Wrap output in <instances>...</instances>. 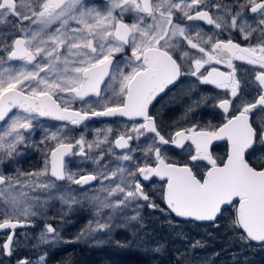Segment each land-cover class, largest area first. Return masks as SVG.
<instances>
[{"label": "snow or ice", "instance_id": "6c2138e0", "mask_svg": "<svg viewBox=\"0 0 264 264\" xmlns=\"http://www.w3.org/2000/svg\"><path fill=\"white\" fill-rule=\"evenodd\" d=\"M189 78L220 91L193 99L183 122L165 126L158 98ZM209 102L221 122L192 121ZM97 117L122 126L114 136L112 127L97 129L92 141L71 136L70 126ZM40 118L62 123L36 141ZM217 141L228 145L222 158ZM29 149L41 153L40 168L5 171ZM177 149L184 163L171 157ZM68 156L95 169L74 172ZM157 178L164 208L146 190ZM52 201L68 212L91 207L76 240L100 244L98 234L110 239L116 229L135 237L147 207L214 227L227 216L242 245L264 247V0H0V256L47 264L46 252L19 255L28 237L17 230L34 226ZM37 240L33 248L72 242L52 223Z\"/></svg>", "mask_w": 264, "mask_h": 264}, {"label": "rangeland", "instance_id": "374dc122", "mask_svg": "<svg viewBox=\"0 0 264 264\" xmlns=\"http://www.w3.org/2000/svg\"><path fill=\"white\" fill-rule=\"evenodd\" d=\"M92 1L93 0H89L90 3ZM94 1L95 5L101 7L106 3V0ZM38 124L41 127L36 131L33 137L36 141H39L43 135L44 128L56 131V124H45L40 121H38ZM82 127L85 131H89L92 138L90 140H93L96 136L95 130L106 129L109 125L105 123H89L86 124V127L85 125H82ZM118 127L120 126H112L114 129L113 136L116 134L115 129ZM70 129V134L74 138L76 127L70 126ZM27 157H29V159L23 164V160ZM73 157L74 156H68L66 159L69 168L71 167V160H73ZM18 159V164H13L11 168H6L5 171L11 172L16 168L28 171L42 166V155L35 149L27 150L25 155ZM79 168L84 171H93L95 165L90 161V163L86 162L83 166H79ZM162 185V183H157L159 190ZM89 195H91V193H89ZM154 199L162 208L165 207L160 200L159 194L156 192ZM56 202L57 201H52L50 203L45 216L34 220V226L19 230L18 235H21L22 239V234H26L28 237L27 246L19 250V255L28 256L36 260L39 255L46 252L47 264H52L48 262V257L55 250L78 245L80 246L79 248L84 247L87 250H91L89 251L91 257L89 261H98L99 264H116L117 262L124 263L127 261L118 258V255L124 257L135 256L137 259H133V262L137 264H177V253H183L181 259L185 260V264H264V247L254 242L247 247L242 245L234 234V230L227 226L229 223L227 216L219 220L220 227H214L212 223L178 220L174 216H167L163 212L153 211L145 207L143 209L145 228L141 230L137 236L134 237L127 230L116 229L112 232L110 239H107L103 234H98L97 239L104 242L97 244L94 240H76L81 230L87 225L88 221L92 219V210L87 201H85L83 206L74 207L71 212H68L66 208L62 211L60 209L62 206L60 204L58 205ZM53 216L57 220L52 219ZM59 216H63L64 218ZM73 217V220H68ZM169 219L174 221L175 227L167 223ZM55 222L61 223L60 227L56 228L58 230L61 228L60 236L62 240L72 242H61L54 245L43 244L33 248V244H38L37 238L43 231L45 223H52L53 227H55ZM117 241L122 246H118L116 243ZM194 241H200L204 247L190 249L189 245ZM159 244L164 245L162 253H154L151 251L153 247ZM241 249L243 250L241 251ZM214 253H219V256H214ZM234 256L235 259L233 258ZM99 257L100 259H98ZM0 260L3 261V264H15L13 258L9 259L0 256ZM84 263L85 260L79 259L77 261H69L67 264Z\"/></svg>", "mask_w": 264, "mask_h": 264}, {"label": "flooded vegetation", "instance_id": "af4514ba", "mask_svg": "<svg viewBox=\"0 0 264 264\" xmlns=\"http://www.w3.org/2000/svg\"><path fill=\"white\" fill-rule=\"evenodd\" d=\"M91 3L94 4L95 1L93 0ZM197 23H200V22H197ZM205 31H208L207 27H205ZM117 59H119V57H117ZM237 65H238V68L245 67V66L240 65L239 62H237ZM222 70H224V69L222 68ZM189 86H191V89H192L191 95L186 96V95H184V92H185V90H187L189 88ZM219 91L220 90L215 89L213 86L199 85L194 81V79L189 78V79L185 80L184 83L181 84L179 88H174L167 95H163L162 98H158L159 103L156 104L154 110L160 114V118L162 119L165 126L173 125L174 122H177V121L183 122L184 110L187 107V105L193 99H198L200 96H213V95L218 94ZM210 103L211 102H209V104H202L200 107L196 108L195 111L191 114L190 119L192 121L198 122L202 125L207 124V123H211L214 125L219 124L221 122V119H222L221 111L216 107L210 106ZM79 106H80L79 103H77L76 107H79ZM38 121L43 122L45 124H56L57 125L56 129L62 123V122L54 121V120H42L41 118ZM85 123L86 124H89V123H93V124L94 123H105V124H108L109 127H112V126H120L121 127L122 126V121L120 120V118H107V119H103V120H97L96 118H92ZM81 134H84L88 141H92V140H90L92 138L90 136L89 131H85L83 129L82 125L76 127V132H75L74 138H78ZM227 151H228V145H227L226 141L215 143L213 145V153H214V155H216L218 157H221V158L224 157ZM170 155L177 162H180V163L185 162V154L182 153L178 149L171 152ZM67 158L68 157H66V159ZM27 159H28V157L25 158L24 160H27ZM90 161L93 164L91 159L85 160V158H83V157L74 156L73 160H71L70 169L74 172H79L80 171L79 166H83V164H85L86 162L90 163ZM11 166H13V165H11ZM157 183L163 184V182H161L158 178L154 179L152 184L146 185V190L149 191L150 194L153 192L154 193L156 192L159 194V188L157 186ZM73 187H75V186H73ZM56 203H58V205L60 204L59 201H57ZM60 209L62 211L64 210V208H62V207H60ZM59 217L64 218L63 216H59ZM52 219L57 220L54 216L52 217ZM73 219H74V217L70 218L68 220L70 221ZM54 225H55V227H60L61 223L55 222ZM19 230L20 229L17 230V234L19 233ZM59 232H61V228H59ZM4 235H5V233L0 234V241L3 240ZM69 247L73 248V247H80V246L74 245V246H68L67 248H69ZM13 260H15V259L13 258ZM52 264H63V263L52 262ZM123 264H137V263H134L133 260H127Z\"/></svg>", "mask_w": 264, "mask_h": 264}, {"label": "trees", "instance_id": "16d2710c", "mask_svg": "<svg viewBox=\"0 0 264 264\" xmlns=\"http://www.w3.org/2000/svg\"><path fill=\"white\" fill-rule=\"evenodd\" d=\"M29 157H28V159H29ZM26 161L27 160H24L23 164H25ZM89 251H91V250H87L84 247L83 248H79V247L62 248V249L54 251L51 255H49L48 262L49 263L59 262V263L66 264L69 261H77V260L80 259V260H85L84 264H99L98 261L97 262L89 261L91 259L90 255H89L90 254ZM118 258H122L123 261L124 260L137 259V257H135V256H133V257H127V256L124 257V256H121V255H118ZM98 259H100V257ZM116 264H123V262H117Z\"/></svg>", "mask_w": 264, "mask_h": 264}, {"label": "water", "instance_id": "95a60500", "mask_svg": "<svg viewBox=\"0 0 264 264\" xmlns=\"http://www.w3.org/2000/svg\"><path fill=\"white\" fill-rule=\"evenodd\" d=\"M108 117H97L96 119L97 120H103V119H107ZM42 120H51V119H48V118H41ZM219 142H222V141H217V142H215V143H219ZM214 143V144H215ZM175 217V216H174ZM176 219H178V220H182V221H186V220H183V219H181V218H178V217H175ZM188 221H190V220H188ZM199 223H212V222H199ZM0 233H2V232H0ZM254 243H256V242H254ZM256 244H258V243H256Z\"/></svg>", "mask_w": 264, "mask_h": 264}, {"label": "bare ground", "instance_id": "6f19581e", "mask_svg": "<svg viewBox=\"0 0 264 264\" xmlns=\"http://www.w3.org/2000/svg\"><path fill=\"white\" fill-rule=\"evenodd\" d=\"M151 260V259H150ZM105 261V260H104ZM145 261V260H144ZM152 262V261H151ZM170 264V263H169Z\"/></svg>", "mask_w": 264, "mask_h": 264}]
</instances>
